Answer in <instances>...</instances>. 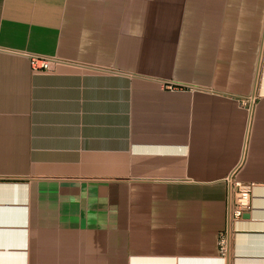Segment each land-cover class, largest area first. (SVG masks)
<instances>
[{"label":"crops","instance_id":"0c3cea01","mask_svg":"<svg viewBox=\"0 0 264 264\" xmlns=\"http://www.w3.org/2000/svg\"><path fill=\"white\" fill-rule=\"evenodd\" d=\"M0 264H264V0H0Z\"/></svg>","mask_w":264,"mask_h":264},{"label":"built area","instance_id":"2783aa9c","mask_svg":"<svg viewBox=\"0 0 264 264\" xmlns=\"http://www.w3.org/2000/svg\"><path fill=\"white\" fill-rule=\"evenodd\" d=\"M31 66L34 71H46L52 67L54 61L31 56ZM230 182V200L227 213V226L219 236V255L226 258L230 254V243L235 224L252 210V187L243 186L240 182Z\"/></svg>","mask_w":264,"mask_h":264}]
</instances>
